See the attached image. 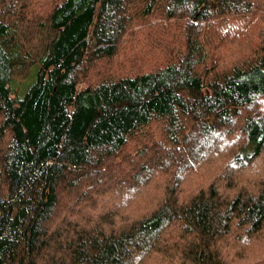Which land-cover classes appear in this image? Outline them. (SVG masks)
I'll return each instance as SVG.
<instances>
[{
	"label": "trees",
	"instance_id": "obj_1",
	"mask_svg": "<svg viewBox=\"0 0 264 264\" xmlns=\"http://www.w3.org/2000/svg\"><path fill=\"white\" fill-rule=\"evenodd\" d=\"M0 264H264V0H0Z\"/></svg>",
	"mask_w": 264,
	"mask_h": 264
}]
</instances>
